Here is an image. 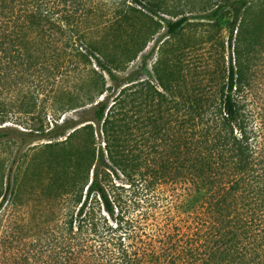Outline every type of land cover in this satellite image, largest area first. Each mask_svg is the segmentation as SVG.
Returning <instances> with one entry per match:
<instances>
[{"label":"trees","instance_id":"1","mask_svg":"<svg viewBox=\"0 0 264 264\" xmlns=\"http://www.w3.org/2000/svg\"><path fill=\"white\" fill-rule=\"evenodd\" d=\"M103 5L104 0H0V126L15 95L29 96L20 106L32 113L35 94L68 78L62 66L77 63L83 78L85 67L97 69L90 70L84 93H61L59 110L90 105L92 121L103 125L107 138L105 149L77 155L67 186L76 211L57 224L7 226L2 214L12 194L8 176L0 202V264H264V114L255 107L252 75L243 62L251 65L256 53L264 0H224L206 11L208 20L230 12L229 45L234 37L240 44L236 59L230 56L220 99L189 96L177 104L178 143H166V125L160 124L152 132L154 143H142L140 150L128 143L127 158L119 157L127 143L111 142L129 131L133 114H121L120 107L132 91L124 86L138 79L117 73L139 58L162 23L170 37L191 18L168 0H126L114 16L100 14ZM121 37L124 47L112 46ZM108 80L115 94L120 90L112 106ZM29 82L33 91L24 92ZM79 124L63 119L44 136L59 139ZM13 135L25 140L30 133L0 127V141ZM24 231L31 239L40 232L46 237L45 244L39 236L31 242L32 255L21 251Z\"/></svg>","mask_w":264,"mask_h":264},{"label":"rangeland","instance_id":"2","mask_svg":"<svg viewBox=\"0 0 264 264\" xmlns=\"http://www.w3.org/2000/svg\"><path fill=\"white\" fill-rule=\"evenodd\" d=\"M125 1L104 0L100 14L114 16L116 11L124 8ZM168 2L172 3L179 13L183 12L184 15L190 16L191 20L178 34L170 37L166 35L162 23L159 34L148 44L139 58L131 63L126 71L117 73L120 78L133 74L131 77L138 79L124 86H129L128 89L132 91L120 107L121 110L123 109L121 114L132 113L134 118L127 125L129 131L124 129L119 134L118 140L111 142L122 145L127 143L125 148L119 150L121 152L119 157L127 158L128 143L130 147L140 150L139 147L143 149L142 143L157 141V138L153 139L152 132L160 124L166 125L167 132L163 134L166 143H178L175 133L177 104L188 101L189 99H185L197 93L219 100L222 86L226 82L230 56L234 59L238 56L239 40L234 37L232 46L229 45L230 12L222 13L215 20L204 18L206 11L214 8V4L223 3L224 0H168ZM258 10L259 3L256 2L255 11ZM159 17L163 16H158L156 20L159 21L161 19ZM166 19L172 18L166 16ZM257 23L260 24V29L256 53L252 54L251 65H248L245 58L243 62L247 67L249 66L252 75L250 94L255 107L260 114H264V21ZM121 38L112 46L118 44L124 47L125 38ZM159 38H162V42L157 43ZM62 68L70 71L68 78H58L47 91L36 93L37 108L29 111L32 113L23 112L20 106L22 102L27 103L29 96L23 100L18 97L20 94L15 95L9 110L11 113L5 120L7 123L0 126L30 133L25 140L17 138L15 134L13 138L0 141V193L3 191L0 202L6 191L8 176L11 175L12 178V194L8 196L10 204L2 214L7 226L15 227L16 224L26 223V229L28 227L38 229L43 226V222L45 225L57 224L61 221L62 215L76 211L72 204L73 194L70 191L67 195L69 189L67 186L73 174L77 155L80 152L89 154L94 149H105L107 138L102 133L103 125L99 126L92 121L90 105L68 112L59 110L61 102L65 100L61 93L71 91L75 98L84 93L93 77L90 70L97 68L94 65L92 68L85 67L84 78L79 73V68L83 67L77 63L75 66L64 65ZM107 82L111 87L108 95L112 97L110 101L112 106L115 95H118L120 90L115 94L114 83L109 80ZM30 84L29 82L24 92H28L29 89L33 91L34 87ZM53 87L56 89L54 90ZM115 117V121H120L121 116ZM63 119L80 123L76 129L91 125L94 134L91 129L89 133L88 130L82 129L69 137L76 130L74 129L59 139L46 138L45 133L53 129L56 124H61ZM133 150L134 154L138 153V150ZM131 155L132 153L130 157ZM115 182L126 188L129 187L126 181L116 179ZM27 233L24 231L23 236ZM42 234L40 232L37 235L41 238L42 244H45L46 237ZM38 236L34 239L38 240ZM25 238L26 242H22L21 251L32 255L34 245H31V242L34 239L27 236Z\"/></svg>","mask_w":264,"mask_h":264}]
</instances>
